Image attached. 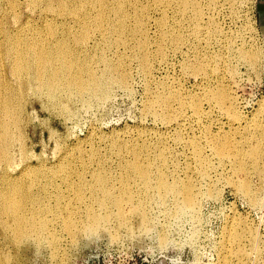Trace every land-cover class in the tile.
Listing matches in <instances>:
<instances>
[{
  "label": "rangeland",
  "instance_id": "obj_1",
  "mask_svg": "<svg viewBox=\"0 0 264 264\" xmlns=\"http://www.w3.org/2000/svg\"><path fill=\"white\" fill-rule=\"evenodd\" d=\"M2 1H5V5ZM2 1L0 0V12L2 11L0 13V49H2L0 50V97L3 99V101H5L6 105L12 108L11 110L13 116L11 114V117L14 120H17L16 123H18V127L15 128V125L13 124V127L11 128L13 131L10 129L12 142L10 143V146L11 149L13 148L12 152L14 153L12 156L15 164V168L13 169L14 171L6 166L7 155L5 154L4 147H2L3 145L0 146L2 147L0 148V153H2L0 154V188L4 190L9 187L6 184L8 182L9 177L7 174L9 172H12L13 175H19L21 172L18 170L21 171L22 168L24 169L25 166L28 165L27 167L30 169L27 170L28 174L26 172L20 174L18 183H21V189H25V191L22 189V192L24 191V193L27 192L30 194L29 197L34 198L35 202H31V199L29 197L27 198V195L26 197H23L24 195H21V192L16 193L14 199H19L21 202L25 203L24 207L27 209L24 213L28 217L34 218L38 215L35 220L39 219L40 217H48L49 219H46L47 223L49 224V232H43L42 235H38L36 234L37 232L34 230V228H31L32 231L30 229L28 230V238H21L19 235L15 236V234H17V231L15 230V221L9 214L0 213V264H66L67 262V264H166L161 257L162 255L173 257L177 260L179 259L178 256H180L181 259H183L184 264L263 263L264 179L255 176V174H251V177L249 176L250 178H247L244 175L245 172L233 174L230 169L227 171L229 166H226L225 169L224 164L220 161V157L216 151L210 145H208L209 143L207 139H204L202 136L203 134L200 131L201 124H199L198 127L197 122L194 119L189 122L191 123V128L187 129L188 131L183 130L184 133H182L184 136H182L184 138H188L196 135L194 137L195 139L199 136V144L203 146L204 151H202L203 154L199 158L195 157L193 153L190 154V151L183 144L176 143L173 139H171V128L167 130L163 121L161 119L157 120L154 118L147 107L149 106V100V103H151L154 98H169L172 94V91H177L186 98H208L209 91L223 90L236 99L241 114L247 117H252L254 114H256V110L259 108L260 104L264 102V89L262 84L264 71V0H237L232 7L231 5L227 4L220 6L218 11L212 13L214 14L212 15V19L205 18L199 22L198 30L200 35L198 37L192 33V29L195 27L194 21H182L181 15L177 11L172 10V8H164L157 11L152 9V12L149 11L148 14L150 15L149 17H151L152 22L154 21L155 24L156 22L161 24L163 21L164 30L166 32L176 34L175 40L170 38L165 39L164 36L157 38L160 43H163V50H165L164 55H160L159 48L157 45H155V42L152 43L154 41L153 38H155L153 33H151L153 26L150 29L148 39L151 37L150 40L153 41L151 42L152 45L150 43L151 46H149V50H151L149 52H152L153 54H149L153 55L154 57H159L157 59L160 60V62H158L159 64L155 63L156 61L154 62V67L156 70L153 68L152 71L154 72H152L150 75L151 78H149V76L147 78L144 77L143 74H140L141 72L138 71L140 52L135 50L137 45L132 46V44H138L139 40L133 39L132 42V39H130V42L129 36H125L128 38V40H126L128 45H131L133 49L132 52L127 49L128 52L125 53L124 51L126 50H124L123 45L121 44L120 46L118 43H116V41H114V35L107 36V42L109 41L110 43L105 42L103 39L101 40V37L96 35L97 32L94 31L96 26L92 21V18L95 15V10L89 2H87L88 6L86 4L84 5L86 7L83 8L84 11L82 9H78L75 12L76 16L73 18L71 17L72 15L70 13H65L67 16L63 13V17L58 16V18L57 16H53V18L51 16L54 13L50 10H46L44 0H11L12 4L10 0H7L8 2L6 0ZM31 1L33 2L31 3ZM72 4L73 3H69L68 9L70 7V9H74V4ZM57 5V1H53L51 4L52 9L54 11H63V9L59 8L60 6ZM3 6L4 8H2ZM42 7L45 8V10ZM39 8L43 11L40 12ZM8 9L11 10H9L11 14L7 13ZM68 9V12L73 11H69ZM88 10H91L92 12H87ZM45 12H47V16L50 17H47V22H44L41 18L42 15L44 16ZM79 15H81V18L83 19H80L79 17V20L77 18ZM27 18L30 19L28 20ZM76 18L81 22L85 19H89L90 23L88 25V30L91 27L90 24L92 25L89 30V36L92 37V40L96 39V43L93 42L94 40H91L92 42L88 43L85 49L80 48V44L78 40H76L78 38L79 40L82 38L81 34L83 29L80 25L81 22L77 23V21L74 20ZM3 19L4 21H2ZM50 19H54V21L52 20V22ZM61 21L63 24H61ZM66 21L70 22L67 23ZM71 22L74 23H72L74 26H72ZM173 22L177 24L176 27L172 26ZM48 23H50V25ZM23 24L24 28L21 27ZM43 24L46 27L43 26ZM35 25L39 26L37 27ZM48 25L51 27H48ZM214 27L220 28L222 32L220 33V37L218 36L220 41H209V28L211 31H213ZM27 28L30 29L28 30ZM61 28L64 30L62 31ZM32 29H34L33 32ZM48 29H52L53 32L52 30L49 31ZM5 30H8V33ZM44 30L48 31H45V33ZM3 31L4 33H2ZM15 31H18L19 33H16ZM66 31L68 35H66ZM74 34L75 36H73ZM35 35L36 37H34ZM56 38H58L60 43L62 41V44L64 41H66L64 45H68L69 48H72V51L75 53V55H77V58L80 56V59L85 58L88 59L89 62L96 60L94 61L96 64L98 63V66L96 67H102L100 69L104 68L103 62L100 60V55L103 56L107 53L103 57H105V59L108 61L115 60L114 62H116L117 59H120V57L121 59H125L128 71L130 72V90L113 87L109 90L106 100L86 99L85 102L77 100H75V102L74 100H72L73 102H70V100L68 101L67 98H77V96L72 95L67 97L64 92L66 89L62 88L63 85L59 86L58 89L56 88V94L53 95L49 94L41 87H37L36 83L30 85V88L29 84L26 82H21L22 80H19V76H22L24 71L17 72L14 70V73L12 72L13 75H11L8 67L10 63H15L14 56L18 52L16 53V50L14 49L8 53L6 50L7 45L8 47H17L16 45L19 44L20 47V45L23 44L22 47L24 46L26 49V47L29 45L34 46L36 44L34 48L40 49V46L47 47V45H44L45 42ZM5 39L7 40V42H5L7 45L3 43L6 41ZM33 39H36L35 42ZM31 40L33 44L30 42ZM41 40L46 41L41 42ZM22 41L23 43H21ZM24 41L27 42L28 45L27 43H24ZM69 41L70 43H68ZM115 43L118 45V48ZM111 44L115 46H112ZM52 48L54 49L55 46H52ZM104 51H106V53ZM257 52H259L261 55V62H256V58H252V55L256 54ZM246 54L249 61L245 59ZM93 56L94 58H92ZM114 56L116 57L115 59ZM219 56L221 58H219ZM4 57L6 58L4 59ZM90 57L93 60H91ZM10 58H13L14 60L11 59L10 62ZM4 69L6 70V78L2 77V71H4ZM10 76H12V79ZM204 77L205 80H203ZM9 78L11 80H9ZM145 78L148 80L146 81ZM20 89L22 90L20 91ZM35 95L39 97H35ZM19 96L20 98H18ZM54 96L60 99L58 101H52V99L48 98ZM19 99L20 101L22 100L21 104ZM49 99L51 101H49ZM52 102H56V106ZM22 106L23 108H21ZM203 107L209 110L211 118L206 119L203 117L202 123L210 125L212 134L221 132L222 138L224 137L223 132L229 135V127L228 125L224 124L228 121V119H231V116H227V119V117L223 116L224 114L222 111L217 108H212V110H210V107L206 103L203 104ZM188 113L191 114L192 110H189ZM56 117L59 118L57 119ZM6 119L9 120V116H6ZM218 119L223 123L221 126H224V130L220 128V125H217L216 122ZM64 125H66V128ZM23 133H26V135ZM114 134H120L122 139L128 140V143H133L135 140L134 143H149L148 145L156 144L158 136L163 137L164 142L168 143V146L174 150L176 155L175 167H167L169 182H176L174 179H178L183 183L184 181L188 182L190 180L194 185H196L197 188L200 187L199 189H201V191L203 190V197L200 195L198 200L199 208L196 210V213L194 212L196 217L193 213H185L181 214L180 216H176L174 214L175 207L173 202L168 200L167 202L162 203L156 194L150 198H147L141 182H133L128 184L121 183L119 179L121 175L119 160L116 157L117 153L112 150V143L110 142L112 141L111 137ZM231 135H234L236 136V139H239L238 135ZM102 136L108 137L106 140L101 141L100 137ZM139 138L141 140H139ZM166 139H168V141ZM154 140L155 142H153ZM0 144H2L1 140ZM29 149L32 152L29 151ZM16 151L19 154H17L18 156L16 155ZM82 153V159L84 162H86V165L88 164L87 166L85 165V181H82L81 178L77 177V175H74L75 172L71 173V175L69 174V178L65 177L68 179H64V170L67 168L71 167V169L76 170V172L81 169L83 170V167L79 161L80 158H77L82 155ZM94 153H97L96 156L94 155L95 158L99 154L101 163L94 160L95 158L92 156ZM113 153L115 154L112 155ZM84 157L87 158V160H85ZM205 159L208 160L209 167L208 171L205 172L206 174L203 175L202 169H204V165L202 164H204ZM91 160L94 161L92 162ZM101 166L109 171L110 175L113 177L111 185L115 189V192L120 191V189L123 191L124 188H127L129 191V198L125 200V203H127L125 208L129 218H127L128 221L126 220V222L128 223L127 226L129 227L123 225L118 227V223L114 221L118 210L111 206L109 209H102L97 203L100 201V197L89 192L88 185L92 180V174ZM3 172H5V175ZM26 175L28 177H26ZM238 175L239 177L241 176L242 178L249 179L251 182V187L256 190V192L258 191L257 193L261 195V203L258 205H253L248 201V199L236 193L235 188L231 186V183H229L228 180H230V177L231 179H234L235 177L237 178ZM49 178L50 181L47 185H45ZM65 180H68V182ZM18 183L16 184L17 186H19ZM258 184L261 185V188L258 186ZM255 185L261 191L256 188ZM210 188L211 190L213 189L212 191L214 193V198L205 195L207 191L210 190ZM78 197H81L82 199ZM214 201L216 203L212 205V202ZM228 203H232L231 212H228V209H226L224 206L228 205ZM32 207L34 209L33 211H30L29 209ZM91 207L92 209H96L94 210L96 213H98L100 220L109 219L108 222L103 223L104 228L101 227L97 229V232L88 233L83 229V226L70 230L62 225L63 221L66 219V217H68L67 210L77 212L78 214H76V219L86 221L87 211ZM202 207L208 209V213H206L204 216L201 215ZM144 208L145 213L151 218H149L150 221L153 222L152 228L149 230L150 232L142 231L139 228L141 220L136 217V215H132L135 210L141 209L140 211H142ZM29 211L30 213H28ZM51 216L53 217L51 218ZM5 218L7 220H5ZM241 220H244V222ZM238 222L243 224L246 222L248 228L246 227V224H244V230L247 232L245 233V236L252 235L253 233V236L257 235L260 240L258 245L256 243L253 244L247 242L246 240L242 243L232 242L229 240V232L227 231L231 228H241V226L237 225L239 224ZM8 224L9 226H7ZM64 227L66 229H64ZM50 232L54 233L51 234ZM77 238L79 239L77 240ZM201 260L203 263H201ZM56 261L58 262L55 263Z\"/></svg>",
  "mask_w": 264,
  "mask_h": 264
},
{
  "label": "bare ground",
  "instance_id": "obj_2",
  "mask_svg": "<svg viewBox=\"0 0 264 264\" xmlns=\"http://www.w3.org/2000/svg\"><path fill=\"white\" fill-rule=\"evenodd\" d=\"M12 1H11V4H12ZM19 1H21V0H19ZM53 1H57L58 5L60 6L59 8L63 9V11L62 10L61 11L56 10L57 12L54 11L52 9V7H51V4H52ZM236 1L237 0H44V3H45L46 10H50V11H52L54 13L52 16L50 15L51 17H53V16L63 17V13L64 14L65 13H70L72 15V16L71 15L70 16L73 18L74 16H76L75 12L78 9H82L84 11V9H83L85 7L84 5L85 4L87 5V2H89L91 4V6L93 7V9L95 10V15L93 16L92 21L94 22V24L96 26V28L94 30V31L97 32L96 35H99V37H101V40L103 39L105 42H107V39H108L107 36L108 35H114V38H113L114 41H116V43H118V45H120V46H121V44L123 45L124 50H126V51H124L125 53L128 52L127 49L130 50L131 52L133 51L131 45H128V42L126 41V40H128V38L125 37V36L128 35L129 36V41H130V39H132V42H133V39L139 40L138 44L137 43L136 44H132V46L133 45H137L135 50L136 51L138 50L140 52V56H139L140 63H139V67H138L139 70L138 69L137 70L140 71L141 73L140 72L139 73L143 74L144 77L147 78L149 76V78H151L150 75L152 74V72H154V71H152L153 68H155L154 67L155 66L154 62L156 61L155 63L159 64L158 62H160V60L157 59L159 57H154L153 55L149 54V53H152V52H149L151 50V49L149 50V46H151L152 43L155 42V45H157V47L159 48V54L160 55H164L165 50H163V43H160V41H158L157 38H160V36H164L165 39H169L170 38V39H174L175 40L176 34L175 33L166 32L164 30V28H163V21H162L161 24H158L157 22L155 24L154 21L152 22L151 17H149L150 15L148 14L149 11L152 12L151 11L152 9L157 11V10L164 9V8H166V9L172 8V10L177 11L181 15L182 21H184V20H192V21H194L195 27L192 29V33L196 37H198L200 35V32L198 30V28H199L198 24H199L200 21L204 20L205 18L206 19H212V15H214L212 13L218 11V8L220 6H224L225 4H227V5H231V7H232L236 3ZM4 2H3V4H4ZM32 2L33 1H31V3ZM13 3H15V2H13ZM34 3H35V1H34ZM36 3H38V2H36ZM69 3L70 4L71 3L74 4V5L72 4L74 9H70L71 7L68 9ZM27 4H29V3H27ZM6 5H8V4H6ZM54 5H53V8H54ZM2 8H4V6ZM45 8H43V9L45 10ZM67 9L69 11L70 10H73V11L72 12L71 11L68 12ZM9 10L10 9H8L7 13H10ZM39 10H40V8H39ZM64 10H66V11H64ZM41 11H43V10H40V12ZM29 12H31V11H29ZM34 12H35V8H34ZM87 12L91 13L92 11L88 10ZM45 13H44V16L42 15L41 18L43 19L44 22H47V20H48L47 17H49V16H47V14H48L47 12H45ZM81 13H83V12H81ZM12 14H13V12H12ZM84 14H86V13H84ZM79 17H80V19H83V18H81V15H79L77 18L79 19ZM77 18L74 19V20L77 21V23L81 22V21H79L80 19L78 20ZM213 18H214V16H213ZM16 19H17V17H16ZM50 20L54 21V19H50ZM2 21H4V19ZM63 21H64V19H63ZM12 22H14V21H12ZM68 22H70V21H68ZM72 23L73 22H71V24ZM89 23H90L89 19H85L80 24L82 26V28H83L82 29V34H81L82 38L80 40H79V38L76 39V40H78V42L80 44L79 45L80 48H84L85 49L87 44L94 40V39L92 40V37L89 36V32H90L89 30L92 27V25L90 24L91 27L88 30ZM48 24L50 25V23H48ZM52 24H54V23H52ZM61 24H63L62 21H61ZM73 24H72V26H74ZM49 25H48V27H51ZM23 26H24V24L21 25V27H23ZM35 26H37V25H35ZM43 26H45V25L43 24ZM72 26H71V28H72ZM152 26H153V30H152L151 33H153V35L155 36V38L152 37L154 39V41L152 40L153 42L150 40L151 39L150 35H149L150 39H148V34H150V29L152 28ZM172 26L176 27L177 24L175 22H173ZM16 27H17V25H16ZM182 27H183V25H182ZM23 28H22V30H23ZM39 28H41V27H39ZM65 29H66V27H65ZM33 30L34 29H32V32H33ZM48 30L50 31L52 29H48ZM61 30H62V28H61ZM75 30H77V29H75ZM39 31H37V32H39ZM45 31L46 30H44V32ZM80 31H81V29H80ZM94 31H92V32H94ZM52 32H53V30H52ZM59 32H61V31H59ZM209 32H210L209 35H208L209 41H211V40L220 41L219 37H220V33H222L220 28L214 27L213 31H211V29L209 28ZM2 33H4V31ZM40 34H42V33H40ZM5 35H6V33H5ZM36 35L34 37H36ZM49 35H51V34H49ZM59 35H60V33H59ZM66 35H68L67 31H66ZM9 36H11V35H9ZM73 36H75V34ZM76 37H77V34H76ZM124 37H125V39H124ZM42 38H44V37H42ZM18 39H20V38H18ZM35 40L33 39L34 42H35ZM60 40H62V39H60ZM64 40H65V38H64ZM95 40L93 41L94 43H96ZM42 41H44V40H41V42ZM180 41H182V40H180ZM5 42H7V40L4 41L3 43L5 44ZM27 42L24 41V43H27ZM30 42L32 43V40ZM65 42L66 41H64V43ZM13 43H14V40H13ZM21 43H23V41ZM43 43H41V44H43ZM51 43H52V45H51ZM64 43L62 44V41L60 43L58 38H56V39H53L51 41L45 42L44 45H47V47L46 46H43V47L40 46V49H35L34 48V46L36 44L34 46H32V45L30 46L29 45L28 47H26V49H25L24 46L22 47L23 44L20 45V47H19V44L16 45L17 47H14V46L13 47L12 46L8 47V45L5 44V45H7L6 46L7 47L6 50H7L8 53H10V51L14 50V49L16 50V53L18 52L15 55L16 57L14 56L15 63L12 61L13 63H10V65L8 67L9 68V72H11V75H13L14 70L17 71V72L24 71V74L22 76H19V78H20L19 80H22L21 82H26L27 84H29V86L32 85L33 83H36L37 87H41L42 89L46 90V92H48L49 94H53V95L56 94L55 93L56 88L58 89L59 86L63 85L62 88L66 89L64 92H65V95L67 97H70L72 95H76L77 96V98H67V100L68 101L70 100V102L72 100H74V102H75V100L81 101V102H85L86 99L106 100L109 90L111 88H113V87H119V88H122V89L130 90V87H131V83L129 81L130 80V76H129L130 72L128 71L127 63H125V59H121V57H120V59H117L116 62H114L115 60L114 61L113 60H111V61L109 60L108 61V60L105 59V57H103V56H105L107 54L106 51H104L106 54L103 55V56L100 55V58H101L100 60L103 62L104 68L100 69L102 67H99V68L96 67V66H98L97 65L98 63L96 64L94 62L96 60H94L93 62H89L88 59H85V58H81L80 59V56H78L79 58H77V55H75V53L72 51V48H69L68 45L67 46L64 45ZM68 43H70V41ZM102 43H104V42H102ZM150 43H151V45H150ZM27 45H28V43H27ZM106 45H109V44H106ZM118 45H117V48H118ZM48 46H51V47H48ZM52 46H55V48L53 49ZM112 46H115V45H112ZM101 49H102V47H101ZM103 49H105V48H103ZM0 50H2V49H0ZM78 50H79V48H78ZM21 52H23V53H21ZM4 53H6V52H4ZM102 54H103V51H102ZM137 55H139V54H137ZM260 56H261L260 53L257 52L256 54L252 55V58L253 59L256 58V60H257L256 62H261V57ZM7 57H10V56H7ZM5 58L6 57H4V59ZM92 58H94V56ZM92 58H91V60H93ZM95 58H96V56H95ZM106 58H107V56H106ZM115 58L116 57L114 56V59ZM122 58H124V57H122ZM219 58H221V57L219 56ZM11 59H13V58H10V62H11ZM245 59L247 61H249L247 54L245 55ZM155 70H156V68H155ZM204 74H206V73H204ZM6 76H7L6 75V70L4 69V71H2V77L6 78ZM2 77H1V79H2ZM10 77L12 79V76H10ZM11 79L9 78V80H11ZM13 80H15V79H13ZM147 80L148 79H146V81ZM203 80H205V77L203 78ZM13 84H14V82H13ZM30 88H31V86H30ZM21 90L22 89H20V91ZM18 93H20V92H18ZM36 95H35V97H39V96H36ZM41 96H44V95H41ZM45 96H47V95H45ZM21 97H23V96H21ZM86 97H92V98H86ZM18 98H20V96ZM48 98L52 99V101L53 100L54 101H56V100L58 101L60 99V98H56L55 96L54 97H48ZM50 99H49V101H51ZM149 99H151V98H149ZM147 100H148V98H147ZM21 101L19 99L20 104H21ZM149 101H148V105L149 106L147 107V109L152 113L151 115H153V117L156 118L157 120L161 119L163 121L165 127L167 128V130L171 128V130H170V132L172 133L171 134V139H173L176 143L183 144L190 151V154L193 153L195 155V157L199 158L203 154L202 151H204L203 150V146L201 144H199V140L200 139L198 138L199 137L198 135H197L198 137H196V139L194 138L196 136L195 134H194L195 136H192V137H188V138H184L183 137L184 136L183 135V133H184L183 130L188 131L187 129L191 128V123H189V122H191V120L194 119L197 122V126L199 124H201L200 131L203 134L202 136L204 137V139H207V141L209 143V144L208 143L207 144L210 145L216 151V153L220 157V161L224 164L225 169H226V166H229L227 171H229V169H230L233 174H236V173L238 174V173L245 172V174L244 173L243 174L247 178L249 176L251 177V174H255V176H258L259 178L264 179V102H262L260 104L259 108L256 110V114H254L252 117H247V116H244L243 114L240 113L241 111H239L236 99L234 97H232L231 95L227 94L223 90H218V91H212L211 90V91H209L208 98H186V97H183L181 95V93H179L177 91L176 92L172 91V94L170 95L169 98H154L151 103H149ZM59 102H57V103H59ZM52 103H54V105H55L56 102H52ZM205 103L210 107L209 108L210 110H212V108H217V109H219L220 111L223 112V114H224L223 116H225V117L231 116V119H228V117H227L228 121L224 124V125H228V127H229V135L226 134L225 132H223L224 137L222 138L221 132L212 134V132H211L212 130L210 128V125L207 124L208 125L207 126L206 124L202 123V121H203L202 118L203 117H205L206 119L207 118H211L209 110L205 109V107H203V104H205ZM43 107H45V106H43ZM21 108H23V106ZM11 109L12 108H10L8 105H6L5 101H3V99L0 97V140H1V143H2V144H0V146L3 145L2 147H4L5 154L7 155V164H6V166L9 167L11 170H13L15 168V164H14V161L12 159V156L14 154L12 152L13 148L11 149V146H10L11 145L10 143H12L11 142L10 129L13 127L12 126L13 124L15 125V128L18 127V123H16V121H17L16 119L14 120L11 117V114H12V110ZM49 109H51V108H49ZM52 109H54V108H52ZM189 110H192L191 114L188 113ZM33 113H34V111H33ZM6 116H9V120H7L8 118L6 119ZM12 116H13V114H12ZM59 116H60V114H59ZM62 117H63V115H62ZM22 118H23V116H22ZM27 118H29V117H27ZM40 118H42V117H40ZM67 119H69V118H67ZM208 120H211V119H208ZM21 121H22V119H21ZM27 122H28V120H27ZM66 122H68V121H66ZM216 123H217V125H220L221 129L224 130V128H223L224 126H221V124H223V123L219 119H218V121ZM209 124H212V123H209ZM64 126L66 128V125H64ZM37 128H38V126H37ZM192 130H194V129H192ZM37 133H38V131H37ZM66 133H67V131H66ZM193 133H192V135H193ZM23 134L26 135V133H23ZM56 134H57V132H56ZM231 134L238 135L239 139H236V136L231 135ZM47 136H49V135H47ZM62 136H63V134H62ZM65 136H64V138H65ZM107 137L108 136H102V137H100V139H101V141L102 140H106ZM155 137H157V136H155ZM165 137H164V139H165ZM200 138H201V136H200ZM111 139H112V141H110V142L112 143L111 144L112 145V150H114V152H116L117 155H118V156L116 155V157L119 160V166L121 168V175H120L119 179H120L122 184H128V183H133V182H141L142 185H143L144 193L147 196V198H150L151 196L156 194L157 197L160 199V201L162 203H165L168 200H171L173 202V204H174V207H175L174 214L176 216H180L181 214H185V213H193V214H194V212L196 213V210L199 208L198 207L199 206V202H198L199 197H200V195H202V197H203V194H202L203 190L201 191V189H199L200 187L197 188L196 185H194L190 180L188 182L184 181V183H183V182L179 181L178 179H174V181H176V182H173V183L169 182L168 173H167V167L168 166L169 167H171V166L175 167V165H176L175 164V158H176L175 156L176 155L174 153V150L171 147L168 146V143L164 142L162 136H158L157 137L156 144H154V145H148L149 143L148 144H146V143H140V144L134 143L135 140L133 141V143H128V140L122 139L120 134L112 135ZM109 140H108V143H109ZM139 140H141V139L139 138ZM166 140L168 141V139H166ZM30 141H31V139H30ZM145 142H146V140H145ZM153 142H155V140ZM150 143H151V141H150ZM53 145H55V144H53ZM13 146H15V145H13ZM2 147H0V148H2ZM29 151H31V150L29 149ZM97 151H99V150H97ZM97 153H94L92 155L93 158H95ZM0 154H2V153H0ZM17 154L18 153L16 151V155ZM114 154L115 153H113L112 155H114ZM35 155H37V154H35ZM69 155H67V156H69ZM189 157H190V155H189ZM77 158H80L79 161H80V163H81V165L83 167V170L79 167L81 170L76 172V170L71 169V167L67 168V169L65 168L66 170H64V174H65L64 179H68L70 177L71 173L75 172L74 175H77V177L81 178L82 181H85L84 172H85L86 162H84V160L82 159L83 158V153H82V155H80ZM30 159H32V158H30ZM84 159L87 160V158H85V157H84ZM62 160H61V162H62ZM94 160L99 162V163H101L99 154ZM55 163H56V161H55ZM208 163H209L208 160L205 159L204 164H202V165H204L203 166L204 169H202L203 175H205L206 174L205 172L208 171V167H209ZM223 164H222V166H223ZM70 165H72V164H70ZM76 165H78V164H76ZM27 166H25L24 169L22 168L21 171L18 170L19 172H21L20 174H23L25 172L27 173V170L29 169ZM1 168H3V167H1ZM43 168H45V167H43ZM39 169H41V168H39ZM0 173H1V171H0ZM4 173L5 172H3V174ZM6 173H7V171H6ZM20 174L19 175L18 174H14L13 175L12 172L11 173L9 172L7 174V176L9 178H8V182L6 184L9 187L8 188L5 187L7 189H4V190L0 188L1 189L0 190V213L1 214H3V213L9 214L13 218V220L15 221V224H16L15 230L17 231V234H15V236L19 235V237H21V238H23V237L28 238L27 237L28 233H29L28 230L30 229L32 231L31 228H34V230L37 232L36 234L42 235L43 232H47L49 230V224L47 223V219H46L48 217H46V218L45 217H40L37 220H35V219H36V217L38 215L36 217H34V218L28 217L24 213L25 210L27 209V208L24 207L25 203L21 202V200H19V199L18 200H16V198L14 199V196L18 192H21V195L22 194L24 195L23 197H26V195H27V198H28L30 196V194H28L27 192H26L27 194L24 193V191H25L24 188H22V189H24L23 192H22V189L20 188V186H21L20 184L21 183L20 184L18 183V181H19L18 179L20 178ZM26 177H28V176L26 175ZM55 177H57V176H55ZM65 177H68V178H65ZM247 178H242L241 176L239 177V175H238V177L237 178L235 177L234 179H231V177H230V180H228V181H229V183H231V186H233L235 188V191H236V193L238 195L248 199V201L251 204L258 205L259 203L262 202L261 201L262 197H261V195L259 193H257L258 191L256 192V190H254L251 187V184H250L251 182ZM3 180H4V178H3ZM49 181H50V178L47 180L45 185H47ZM112 181H113V177L110 175L109 171H107L104 167L101 166L98 170L93 172L92 180H91V182H89V185L87 184L89 192L91 194H93V195H97V196L100 197V201H98L97 203H98L99 207H101L102 209H104V210L105 209H109V207L111 206V207H114L115 209L118 210V213L116 214V218L114 219V221L116 223H118V227H120L121 225L129 227V226H127L128 223L126 222V220L128 221L129 218H128L127 210L125 208V206L127 204V203H125V200L129 198V191H128L127 188H124L123 191L120 189V191H118V192L116 191L115 192V189L111 185ZM66 182H68V180ZM17 183L19 184V186L16 185ZM31 183H32V181H31ZM28 184H29V182H28ZM32 185H34V184H32ZM32 185H31V188H32ZM258 186H260V188H261V185L258 184ZM75 187H76V185H75ZM81 187H79V188H81ZM211 188H210L209 191H207V193L205 195H208V197L210 196V197L214 198V193L212 191L213 189L211 190ZM256 188H258V187L256 186ZM26 191H27V189H26ZM78 192H76V193H78ZM81 192H83V191H81ZM83 193H85V192H83ZM29 198L31 199V202H35L34 198H32V197H29ZM78 198H81V197H78ZM145 208L142 209V211H140L141 209L135 210L132 213V215H136V217H138L141 220L139 228L142 231L147 232V231H149L152 228L153 222L150 221L151 218L148 216V214L145 213V211H144ZM33 209L34 208L32 207L29 210L33 211ZM94 209L95 208L92 209V207H91L87 211L86 221H81V219H76L77 218L76 214H78V213L75 212V211H72V210H67L68 217L65 216L66 219L63 221L62 225L65 226L67 229H70V230L73 229V228L76 229L77 227H82L83 226V229L86 232H88V233L97 232L98 228H101V227L104 228L103 223L108 222L109 219L100 220L98 213H96V211H95L96 209L95 210ZM110 209H112V208H110ZM30 211L28 213H30ZM55 211H56V209H55ZM44 215H46V214H44ZM194 216L196 217V214H194ZM52 217L53 216H51V218ZM51 218H50V220H51ZM5 220H7V219L5 218ZM232 221H233V219H232ZM238 221H239V219H238ZM6 222H8V221H6ZM242 222H244V220ZM244 224H246V222ZM244 224L243 223H239L237 225L241 226V228H239V227H237L236 229L235 228L234 229L231 228V229H229L227 231V232H229V235H228L229 240L232 241V242H238V243H242V242H244L246 240L247 242H250V243H253V244L256 243L258 245V243H260V240L257 237V235L253 236V234H254L253 233L252 235L245 236V233H247V232H245V230H244V228H245ZM7 226H9V224ZM11 227H12V225H11ZM65 227H64V229H66ZM132 227H134V226H132ZM229 227H231V226H229ZM246 227H247V224H246ZM33 233H34V231H33ZM53 233H51V234H53ZM78 234H79V232H78ZM56 236H57V234H56ZM21 238H20V240H21ZM79 238H77V240ZM257 245H256V247H257ZM55 247H57V246H55ZM57 262L58 261H56L55 263H57ZM2 264H4V263H2ZM257 264H264V262L263 263L262 262H260V263L257 262Z\"/></svg>",
  "mask_w": 264,
  "mask_h": 264
},
{
  "label": "built area",
  "instance_id": "obj_3",
  "mask_svg": "<svg viewBox=\"0 0 264 264\" xmlns=\"http://www.w3.org/2000/svg\"><path fill=\"white\" fill-rule=\"evenodd\" d=\"M215 203H216L215 201L212 202V205ZM231 205H232V203H228V205H224L226 207V209H228V212L232 211ZM236 210H237V208H236ZM207 211H208V209L202 207L201 215L204 216L206 213H208ZM161 257L165 261L166 264H184V261H183V259H181L180 256H178L179 257L178 260L174 259L173 257H167L165 255H162ZM130 260H132V259H130ZM158 260H161V259H158ZM201 263H203L202 260H201Z\"/></svg>",
  "mask_w": 264,
  "mask_h": 264
},
{
  "label": "water",
  "instance_id": "obj_4",
  "mask_svg": "<svg viewBox=\"0 0 264 264\" xmlns=\"http://www.w3.org/2000/svg\"><path fill=\"white\" fill-rule=\"evenodd\" d=\"M262 84H263V89H264V71H263Z\"/></svg>",
  "mask_w": 264,
  "mask_h": 264
}]
</instances>
